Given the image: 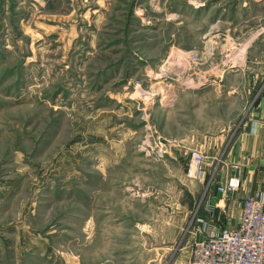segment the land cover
<instances>
[{"label": "rangeland", "instance_id": "1", "mask_svg": "<svg viewBox=\"0 0 264 264\" xmlns=\"http://www.w3.org/2000/svg\"><path fill=\"white\" fill-rule=\"evenodd\" d=\"M263 27L262 0H0V225L26 227L0 226V264H191L210 217L190 154L237 169L206 141L264 96Z\"/></svg>", "mask_w": 264, "mask_h": 264}, {"label": "crops", "instance_id": "2", "mask_svg": "<svg viewBox=\"0 0 264 264\" xmlns=\"http://www.w3.org/2000/svg\"><path fill=\"white\" fill-rule=\"evenodd\" d=\"M262 31H264V27L262 28ZM260 60L264 61L263 58H260ZM248 72L250 74L253 71H237L236 69H233V71L227 70L226 77L229 81L234 76L245 77ZM239 90H241L240 87L228 88V91L231 93H236V91L238 92ZM255 101L253 104L249 105L250 109L246 117L241 119L233 129L228 128L222 134L210 137L209 140L206 141V146L208 147L210 154H218L220 157L224 156V160L221 159V161L223 160L226 167L228 165H234L233 167H235L236 165L237 169L235 170L231 167H227L226 172L221 171L217 173V176L214 179L211 175L212 170L210 171V169L204 167L203 179H209L207 183L209 193L206 197L207 212L205 215L210 217V221H203L204 224L201 225L202 228L199 230L200 233L195 239L206 237L205 231H202L206 224L217 229L224 226L236 225L240 218L242 203L246 195L259 192L264 198L263 93L260 94L258 101ZM232 175L239 176L241 180L240 187L234 193L228 195L218 191V185L222 184L224 180ZM212 179L214 180L211 181ZM14 185L15 184L10 186ZM14 190L15 189L12 187H8L6 190L0 188V203H4L8 195H12ZM0 226L5 231L15 230L18 233L25 231L22 229H26V227L19 224L6 225V223H1ZM29 233H31V231H29ZM184 254L185 255H181L180 258L184 260L189 259L191 262L192 245L184 248Z\"/></svg>", "mask_w": 264, "mask_h": 264}, {"label": "built area", "instance_id": "3", "mask_svg": "<svg viewBox=\"0 0 264 264\" xmlns=\"http://www.w3.org/2000/svg\"><path fill=\"white\" fill-rule=\"evenodd\" d=\"M152 139L161 144L157 150L151 146ZM176 145V140H164L154 134L152 138H145L141 149L147 150L148 155L155 153L161 158ZM204 161L205 155L201 151L191 152L190 173L193 170L195 176L203 177ZM240 185V178L231 177L219 188L229 194L234 193ZM202 231H205L206 237L193 242L191 264H264V198L259 192L246 195L236 225L220 229L208 226Z\"/></svg>", "mask_w": 264, "mask_h": 264}, {"label": "bare ground", "instance_id": "4", "mask_svg": "<svg viewBox=\"0 0 264 264\" xmlns=\"http://www.w3.org/2000/svg\"><path fill=\"white\" fill-rule=\"evenodd\" d=\"M252 36H253V35H252ZM248 43H249V42H248ZM250 43H251V42H250ZM208 49H209L208 52L211 53L212 51H211V47H210V46H209ZM192 52H193V51H192ZM196 52H197V51H196ZM196 52H195V53H196ZM186 53L191 54V53L188 52V51H187ZM186 53H185V52H182L179 56H181V55H182V56H187ZM195 53H194V54H195ZM196 55H197V54H196ZM182 56H181V57H182ZM181 59H182V58H179V59H177L176 61H173L172 56H171V57H169V59L167 60L166 63L170 64V66H171V65H175L174 67H177L176 69L178 70V69L181 68V65H183ZM183 60H184V59H183ZM163 67L167 69V68H168V65H167V64H164ZM169 68H170V67H169ZM181 69H182V68H181ZM172 70H175V69H172ZM162 71H163V70H162ZM151 72H152V71H151ZM153 74H154V73H153ZM155 74H156V73H155ZM216 76H217V77H221V76H219V74H216ZM188 79H189V78H188ZM187 82H188L189 84H193V83H194V80H193V78H190V80L187 81ZM184 83H185V82H184ZM185 84H186V83H185ZM201 84H203V83H201ZM162 88H163V87H162ZM156 90H157V89H156ZM160 90H161V89H160ZM168 91H169V90H168ZM168 91H167V92H168ZM154 93H155V92H154ZM143 94H144V93H143ZM167 94H168V93H167ZM167 94L165 93L166 96L164 97V99L167 98ZM139 95H140V94H139ZM147 125H148V124H147ZM148 130H149V131H148ZM148 130H147V135H145V136H146V138H147V136L150 137V138H152V136H154V133H153V131H152V127L149 126V125H148ZM145 151L147 152V150H145ZM238 188H239V187H238ZM224 194H225V195H228L227 193H224Z\"/></svg>", "mask_w": 264, "mask_h": 264}]
</instances>
